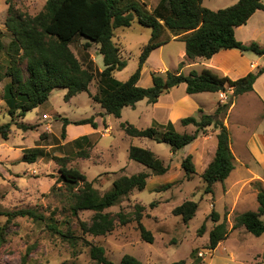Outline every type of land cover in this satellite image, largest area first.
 Returning <instances> with one entry per match:
<instances>
[{
	"label": "rangeland",
	"instance_id": "374dc122",
	"mask_svg": "<svg viewBox=\"0 0 264 264\" xmlns=\"http://www.w3.org/2000/svg\"><path fill=\"white\" fill-rule=\"evenodd\" d=\"M46 1L0 0V31L3 33L5 45L11 39V34L7 32L5 25L10 14V4L15 9L34 15L43 9ZM146 1L150 5L157 2V0ZM237 1L204 0V5L219 9ZM151 34L152 29L143 26L136 16L130 27L116 30L114 39L127 61V66L116 72L118 79L127 80L138 68L143 46L150 40ZM88 41L85 36L77 35L71 43V48L77 57L84 61H87V54L88 57L97 55L96 67L104 68L99 45L91 42L92 44L86 48L85 44ZM184 44L179 39L170 40L163 45L162 50H154L150 60L143 66L139 84L144 87L152 86L153 69L163 68V60L170 66L169 68H172L171 66L178 62ZM242 52L250 59L254 57L252 60L259 59V53L255 51ZM199 61L192 69L200 72L205 68L203 63L207 60L201 58ZM259 61L264 65V57ZM7 65L8 58L4 48L0 51L2 104L0 124L7 121H12L13 124L8 139L0 136V209L32 208L43 214L44 219L35 220L29 216H19L8 224L6 241L0 247V264H97L91 256L89 243L104 246L108 258L117 263L126 253H130L140 259L142 264H170L180 259H184L185 264H264V233L256 236L248 232L244 226L233 227L238 214L255 209L256 194L260 188H264L263 180L250 177L237 179L232 183L228 181V185L225 181L217 182L213 194L205 193V183L199 173L200 167L197 174L188 180L181 166L183 155L191 149L195 140L173 153L170 145L165 142L128 135L121 126L122 122L129 121L139 128H146L151 126L153 120L162 115L164 110L155 109L153 103L143 99L136 107H125L120 118L106 113L101 104L92 97L97 91L99 76L92 81L89 91L80 92L69 101L65 99L67 89L57 87L45 103L29 111L26 116L20 114L11 116L8 112L9 107L3 99L4 86L10 81V77L6 75ZM170 89L165 91L166 97H171V94L175 96V93L176 95L186 93L184 84L168 94L167 91ZM189 96L196 102L201 101L198 94ZM250 98L243 96L237 100V105L227 119L232 144L236 152L241 151L244 156L247 153V141L253 133L259 134L260 129L264 128V121L263 123L260 121L264 111L263 104L252 96ZM217 99L218 95L215 94L212 100L216 102ZM188 104H183L182 108L187 107L185 109L191 111L193 104L191 101ZM204 108L212 110L210 104ZM45 111L50 114L48 119L43 118ZM99 112H103L106 118L105 128L104 119ZM192 112L191 115H199L198 111ZM93 115L102 126L96 134L91 135L90 142L82 141L81 148L86 153L79 154L78 145L68 142V132L66 137L62 135L63 117L79 120ZM19 123L34 125V128L19 127ZM69 126L72 136L79 130L86 132L85 129L80 128L85 126L76 124ZM192 127L193 132L196 126ZM179 130L184 132L182 126ZM207 132L210 131L206 130L200 135ZM202 142L206 144L205 141ZM210 143L207 142L209 144L206 149L207 154L200 151L199 144L193 146L192 154L199 160V165L200 162L205 161L204 159L212 157L214 148ZM131 145L152 149L169 166V171L161 175L151 174L145 189L133 190L119 203L106 209L115 217L119 212H123L132 220L122 223L117 218L115 228L105 235L85 233L82 223L90 222L94 211L85 209L79 210L77 214L73 213L72 193L60 180V164L54 157H68L67 165L79 168L87 175L88 180L93 182L94 187L100 193H104L112 187L113 181L119 176L130 175L143 169L149 170L130 159ZM36 146L41 147L43 154H40L35 162L20 160L26 149ZM248 160L253 164V169L264 174V167H261L255 158L249 156ZM237 173L243 172L239 170ZM169 182H173V186L163 189L162 186ZM188 199L196 200L199 209L189 222H184L182 216L173 214V209ZM137 205L145 206L142 222L152 232L153 242H148L142 237L138 222L134 219ZM213 208L221 215L219 222L226 220L230 232L215 249H210L209 233L218 223L210 217ZM0 221L5 224L7 217L0 216ZM53 223L56 224L57 229L72 235L75 240L65 237L52 228ZM203 223H206V229L201 233L199 230Z\"/></svg>",
	"mask_w": 264,
	"mask_h": 264
},
{
	"label": "trees",
	"instance_id": "16d2710c",
	"mask_svg": "<svg viewBox=\"0 0 264 264\" xmlns=\"http://www.w3.org/2000/svg\"><path fill=\"white\" fill-rule=\"evenodd\" d=\"M259 9H264L262 0H238L230 6L216 10L205 6L204 0H159L152 9L148 8L144 0H47L43 9L32 15L15 9L10 4V14L5 22L6 30L11 34L7 45L3 42V33L0 31V51L6 49L8 58L6 75L10 77V81L4 86L3 99L9 107L8 112L11 116L17 114L26 116L29 111L45 103L55 88H66L65 99L69 101L76 94L89 91L92 81L99 76L98 88L92 97L101 104L106 113L120 118L125 107H136L143 99L155 103L167 89L182 83L186 84V91L189 94L220 92L223 86L224 91L232 88L228 100L219 101L213 114L199 109L198 116L189 115L181 119L183 125L196 126L193 132L177 130L172 121L166 124L154 121L146 128H139L129 121L121 123L128 135L165 142L170 145L173 152L184 148L197 139L201 132L213 126L218 130L217 148L214 158L202 173L204 192L213 194L215 184L223 183L236 166L231 132L225 119L236 98L254 90L255 81L264 72V67L237 79L221 76L210 68H204L200 72L191 70L188 74L170 70L165 75L154 72L153 85L150 87L141 86L139 80L151 52L168 43L174 36L185 42L186 55L189 58H211L220 50L227 48L252 50L263 55V46L257 41L246 43L239 40L235 30L236 27L246 24L251 15ZM135 16L143 26L152 29V34L150 40L143 46L138 68L127 80H120L115 73L124 69L127 61L123 58L121 48L114 38L116 30L130 27ZM77 35L89 39L85 44L86 48L92 44L91 42L99 45V53L103 55L104 60L103 69H98L88 54L87 61L77 57L71 48V43ZM183 64L184 62H181L180 67ZM1 112L0 100V114ZM63 120V137L67 135L69 124H91L95 128L98 127L94 115L75 121L63 117ZM12 124V121L0 124V136L4 139L9 138ZM19 127L34 128V125L19 123ZM87 139L88 137L84 135L76 140L79 154L86 153L81 145L82 141ZM40 154H43L41 147L28 148L20 160L35 162ZM129 157L150 171L143 169L130 175H121L104 193H100L79 168L68 166V157H54L60 164V180L72 193L73 213L77 214L79 210L85 209L94 211L92 220L82 223L85 233L105 235L115 228L117 218L122 223L132 220L123 212H119L115 217L106 209L119 203L133 190L145 189L151 174L161 175L169 171V166L164 160L148 147L131 145ZM181 166L186 179H192L197 174L192 154L182 158ZM171 186L173 182L163 185L162 188ZM257 200L258 209L238 214L235 217L234 228L244 226L248 232L256 236L264 233V188L258 190ZM144 209V205H137L134 219L138 222L142 237L148 242H153L152 232L142 222ZM198 209L199 203L188 199L174 207L173 214L182 216L184 222H189ZM2 215L7 217V222L3 224L0 221V247L6 241L8 224L16 217L44 219L43 214L32 208L0 209V216ZM210 217L218 222L209 233V247L215 249L228 237L230 229L226 220L219 222L221 215L216 209H212ZM55 223L51 225L52 228L75 240L72 235L57 229ZM205 229L206 223H203L199 232L203 233ZM89 244L91 256L97 264H142L140 259L130 253H126L119 263L114 262L106 255L104 246ZM185 262L184 259H180L170 264Z\"/></svg>",
	"mask_w": 264,
	"mask_h": 264
},
{
	"label": "crops",
	"instance_id": "0c3cea01",
	"mask_svg": "<svg viewBox=\"0 0 264 264\" xmlns=\"http://www.w3.org/2000/svg\"><path fill=\"white\" fill-rule=\"evenodd\" d=\"M144 1L147 3L146 0H144ZM262 1L264 2V0H262ZM158 2H159V0H157L156 4ZM156 4L150 5L147 3L148 8H150V9L154 8L156 6ZM235 30H236V37L239 40L246 42V43H249L251 41H257L261 46L264 47V45H263L264 44V9H259V10L255 11L251 15V17L249 18V20L247 21L246 24H243L241 26L236 27ZM178 39L179 38L177 36H174L171 40H178ZM163 45L154 49V50H159V49L162 50ZM152 54H150V55H152ZM96 56H93V57L91 56V57L95 61V63L97 64ZM263 57H264V54L263 55L259 54V59L263 58ZM201 58H204V57L189 58L186 55V44H184L183 48L180 50L179 60H177L178 62L171 66L172 68H169L170 66L165 64V62L163 60L162 61L163 68H160V67L154 68L153 71L157 72V73H161L163 75H165L168 70H170V71H181V72L188 74L191 70H196V69H192V68L195 67L198 64V62H200L199 60ZM253 58L254 57H252L251 59L246 57L245 54L238 48H227V49L220 50L219 52L214 54L211 58H205L207 61H205L204 63L202 61V63H203V65H205V68H210V69L214 70L215 72L218 71V73H220L219 75H221V76H228L231 79H237V78H240L242 76L247 75L251 71H257L259 68L264 67V65L260 64L259 59L252 60ZM148 60H150V56L147 59V62H148ZM181 62H184V64L180 67ZM99 69H103V68H99ZM115 75H116V73H115ZM183 84L185 85V90H186V84L182 83L179 86H175V87L171 88L169 91H167V93L170 94V92H172V90H174L175 88H180ZM231 93H232V88H228L227 91H220V92L195 93L196 95L198 94L199 100H201L200 102H196V101H194V98L189 96V95H193V94H189V93H187V91H186V93H183L180 95H176V93H175V96L171 94V97L170 96L166 97L167 94H166V92H164L159 97L158 101L153 103L155 109L159 108L160 110H164V113L162 115L157 116L153 120V122L157 121L159 123L166 124L169 121H172L175 124V127L177 128V130H179L180 127L182 126V128L184 129V132H192L191 130L193 128L192 127L193 124L183 125L181 123V119L184 117H187V115L188 116L191 115V113H193L192 111H194V112L199 111V109H203L206 113L213 114L215 112L217 106H218L219 101L225 102ZM215 94L218 95V99L216 102H215V100H212V98L213 99L215 98ZM243 96H246L247 98H250V96L254 97L261 104H263V107H264V72L261 75H259V77L255 81L254 90L246 92L244 94H241L240 96H238L236 98L235 102L233 103V105L230 108V112L237 105V100H239ZM165 99H168V100H165ZM189 101H191V103L193 104L192 105L193 107L191 106L192 107L191 111H188L187 109H185L187 107L182 108L183 104L189 105L188 104ZM208 104L211 105V109H212L211 111L207 110V108H204ZM230 112H229L227 118L225 119L226 124L227 123L229 124V121L227 119L229 118ZM99 113H100L99 115H101L104 119L103 120V126L105 128L106 118L103 116V112H99ZM44 114L50 115L46 111L43 112V115ZM48 118H44V119H48ZM260 118H261L260 121L263 123L264 111H263ZM72 121H75V120H72ZM96 121L98 123L97 128L93 127L91 124H84V125L76 124L79 126H85V127H80V128L85 129L86 132H84V130H79V131H76V133L73 134V136L71 134L70 126H69L70 124H69L67 126V132H68L67 140H68V142L73 143L74 145H77L76 140L79 137H82L84 135H86L88 137L87 141L90 142L91 141V135L96 134L102 126L100 121L97 119V117H96ZM153 122H152V124H153ZM207 131H210V132L204 133V135H202V136L199 135V137L197 139H195V141L193 143L191 142L192 143L191 149L185 155H183V157H185L189 154H192V152H193L192 148L196 143L200 145V147H201L200 151H203L207 154L208 151L206 152V149L209 147V144H207V142L208 143L212 142L210 144L211 145L213 144L214 150H213V155L211 158L204 159L205 161L200 162V165H199V160L196 159V156L195 157L193 156V158H195L194 162L196 164L197 171H198V167H200L199 173L201 176H202L203 171L208 166V164L214 158L216 148H217V137L216 136H217L218 130H216L213 126H209L207 128ZM260 131H261V133H259V134L253 133L251 138L247 141V153H245V156L243 155V153L241 151L236 152L234 145L232 144V150H233L235 157H236V166H235V169L229 175V177L225 180V183H227V185H228V181H230L232 183L234 180H237V179L243 180L245 178H250V177L252 179H259V180L264 181V174L259 173L257 170L253 169V164H250V162L248 160L249 156L252 159L255 158L256 162L259 165H261V167H264V144H263L264 128L262 127L260 129ZM202 141H205L206 144H202L203 143ZM173 153H175V152H173ZM239 170H241L243 173H241V174L237 173ZM236 173H237V175H235ZM258 207H259V202L257 200V194H256L255 209H249V210H257Z\"/></svg>",
	"mask_w": 264,
	"mask_h": 264
},
{
	"label": "built area",
	"instance_id": "2783aa9c",
	"mask_svg": "<svg viewBox=\"0 0 264 264\" xmlns=\"http://www.w3.org/2000/svg\"><path fill=\"white\" fill-rule=\"evenodd\" d=\"M43 117H44V118H48L49 115H48V114H44Z\"/></svg>",
	"mask_w": 264,
	"mask_h": 264
},
{
	"label": "water",
	"instance_id": "95a60500",
	"mask_svg": "<svg viewBox=\"0 0 264 264\" xmlns=\"http://www.w3.org/2000/svg\"><path fill=\"white\" fill-rule=\"evenodd\" d=\"M165 88H167V85L165 86ZM224 90H225V87L223 86L222 89H221V91H224Z\"/></svg>",
	"mask_w": 264,
	"mask_h": 264
}]
</instances>
